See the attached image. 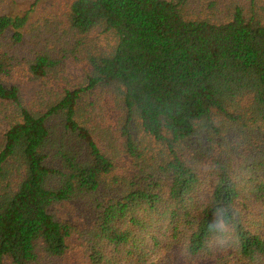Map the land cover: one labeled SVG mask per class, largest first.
<instances>
[{
	"label": "trees",
	"instance_id": "16d2710c",
	"mask_svg": "<svg viewBox=\"0 0 264 264\" xmlns=\"http://www.w3.org/2000/svg\"><path fill=\"white\" fill-rule=\"evenodd\" d=\"M176 254L264 264V0H0V264Z\"/></svg>",
	"mask_w": 264,
	"mask_h": 264
},
{
	"label": "rangeland",
	"instance_id": "374dc122",
	"mask_svg": "<svg viewBox=\"0 0 264 264\" xmlns=\"http://www.w3.org/2000/svg\"><path fill=\"white\" fill-rule=\"evenodd\" d=\"M73 74L76 73V71H72ZM20 84H21V89L23 91V96L26 99H29L32 95L33 92H35V89H37L38 85L36 82L32 83L29 82L25 79L20 80ZM72 211L73 208L69 207L68 208V214H67V210H66V214L67 217L71 220H74L73 215H72ZM71 214V215H70ZM159 264H185L184 260L182 259L181 255H174V257L172 258H167L165 256H163L159 262Z\"/></svg>",
	"mask_w": 264,
	"mask_h": 264
}]
</instances>
